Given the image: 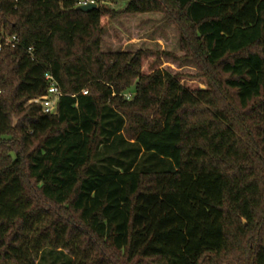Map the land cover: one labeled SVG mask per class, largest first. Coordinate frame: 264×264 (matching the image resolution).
Instances as JSON below:
<instances>
[{
    "label": "trees",
    "instance_id": "16d2710c",
    "mask_svg": "<svg viewBox=\"0 0 264 264\" xmlns=\"http://www.w3.org/2000/svg\"><path fill=\"white\" fill-rule=\"evenodd\" d=\"M81 1L1 4L0 264H264V0ZM133 16L199 84L106 43Z\"/></svg>",
    "mask_w": 264,
    "mask_h": 264
},
{
    "label": "rangeland",
    "instance_id": "374dc122",
    "mask_svg": "<svg viewBox=\"0 0 264 264\" xmlns=\"http://www.w3.org/2000/svg\"><path fill=\"white\" fill-rule=\"evenodd\" d=\"M126 2H121L117 5H110L115 10H123L126 7ZM106 43H112L115 48L120 50H150L155 52H168L176 54L178 59H171L168 57H156L151 55L149 60L145 63V68L151 64H156L161 69L168 70L174 74L179 73L188 76H194L187 81L189 84H199L195 80L197 74L193 66L183 61L178 53L177 39L178 35L175 29L168 26L161 17H126L120 22L113 25L108 31ZM131 93L128 95L130 96ZM127 95V96H128ZM46 253V260L42 264H63L65 261L62 258L53 256L48 258Z\"/></svg>",
    "mask_w": 264,
    "mask_h": 264
},
{
    "label": "built area",
    "instance_id": "2783aa9c",
    "mask_svg": "<svg viewBox=\"0 0 264 264\" xmlns=\"http://www.w3.org/2000/svg\"><path fill=\"white\" fill-rule=\"evenodd\" d=\"M2 1L6 0H0V10H1V4ZM11 2L17 1V0H9ZM89 3H95L93 0H82L78 6L87 5ZM19 39L17 36H9L4 31H2L1 24H0V50L5 47H11V48H17L19 47ZM29 54H32L33 50H28ZM45 80L48 84V94L46 99L44 100H36L35 103L40 105L42 107V110L45 114L48 115H55L58 111V102L59 99L63 96L62 92L60 91V88L55 81L54 77L51 74L45 75ZM87 91H84L83 94L87 95Z\"/></svg>",
    "mask_w": 264,
    "mask_h": 264
},
{
    "label": "water",
    "instance_id": "95a60500",
    "mask_svg": "<svg viewBox=\"0 0 264 264\" xmlns=\"http://www.w3.org/2000/svg\"><path fill=\"white\" fill-rule=\"evenodd\" d=\"M96 9H98L97 4L89 3L87 5L78 6L76 10L84 12V13H88V12H91V11L96 10Z\"/></svg>",
    "mask_w": 264,
    "mask_h": 264
}]
</instances>
